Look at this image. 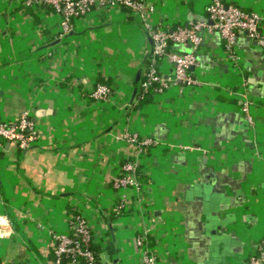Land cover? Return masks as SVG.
Segmentation results:
<instances>
[{
    "label": "crops",
    "instance_id": "crops-1",
    "mask_svg": "<svg viewBox=\"0 0 264 264\" xmlns=\"http://www.w3.org/2000/svg\"><path fill=\"white\" fill-rule=\"evenodd\" d=\"M21 1L0 0V122L29 111L41 138L28 152L0 139V264H60L54 238L73 236L78 216L101 264H145L140 237L158 264L261 256L264 51L238 34L231 61L220 35L207 31L189 70L197 85L173 82L175 66L164 58L169 88L130 106L151 49L138 18L121 8L96 11L61 36L54 10L30 11ZM210 1L147 0L153 24L170 29L211 25ZM223 1L259 15L264 34V0ZM100 80L114 88L108 103L92 98ZM244 83L255 103L252 126L241 108ZM124 133L156 142L138 163L139 192L114 187L119 168L135 161Z\"/></svg>",
    "mask_w": 264,
    "mask_h": 264
},
{
    "label": "built area",
    "instance_id": "built-area-1",
    "mask_svg": "<svg viewBox=\"0 0 264 264\" xmlns=\"http://www.w3.org/2000/svg\"><path fill=\"white\" fill-rule=\"evenodd\" d=\"M20 5L29 10L44 11L54 10L61 17V36L69 34L76 22L90 18L97 12L110 13L113 9H125L132 16L138 18L147 34L153 40V50L149 57V66L145 68L144 80L141 84L143 90L140 100L146 93L154 95L164 93L169 88V83L160 76V63L168 58L175 66L173 82L185 83L188 86L197 85V82L189 76V70L198 66V51L203 44L205 32H215L224 42V48L228 59L237 61L235 53L236 37L244 34L250 41L255 42L264 51V34L260 31L261 17L254 13H245L235 5H227L223 0H211L207 8V14L211 25L207 21H196L187 27L170 29L153 24L155 8L149 5L147 0H22ZM191 45L192 52L180 54L171 50L172 45ZM246 84L244 83V90ZM114 88L104 84H98L92 92V98L98 103H108L112 100ZM242 113L246 122L254 125L253 111L255 103L246 90L241 96ZM41 128L29 111L24 112L19 119L12 124L0 122V139L17 143L21 151L33 150L39 146ZM124 141L135 152V161L127 163L119 168L118 176L114 178V187L118 190L134 188L140 191L138 163L145 151L156 142L152 139L140 138L138 135L124 133ZM119 211L124 207L121 205ZM76 232L71 235H56L55 255L58 263L66 259L69 264H78L80 259L88 264L96 262L91 250L94 242V234L89 223L82 216L76 218ZM146 238L138 239V246L144 253L145 264H158L156 254L148 248ZM261 256H252L243 264H264V241L260 246Z\"/></svg>",
    "mask_w": 264,
    "mask_h": 264
},
{
    "label": "trees",
    "instance_id": "trees-1",
    "mask_svg": "<svg viewBox=\"0 0 264 264\" xmlns=\"http://www.w3.org/2000/svg\"><path fill=\"white\" fill-rule=\"evenodd\" d=\"M30 11H33V10H30ZM174 29H175V28H174ZM158 62H161V59L158 60ZM148 66H149V62H147V67H148ZM143 80H144V78H143ZM100 84H104V85H106V86L113 87V86L110 85L109 83L104 82V81H102V80H100ZM142 94H143V90L140 88V92H139V94H138V100L140 99V96H142ZM153 95H154V94H153L152 92L146 93L145 96H144V99H143V100H140V102H139L138 105H142V104L147 103V102L151 99V97H152ZM90 248H91V250L93 251V253H94V255H95V258H96V262H95L94 264H101V263H100V258H99V252H100L99 247H97L95 244L92 243ZM60 264H69V261L66 260V259H64V260H62V262H61ZM78 264H88V263H87L85 260L80 259V260L78 261Z\"/></svg>",
    "mask_w": 264,
    "mask_h": 264
},
{
    "label": "water",
    "instance_id": "water-1",
    "mask_svg": "<svg viewBox=\"0 0 264 264\" xmlns=\"http://www.w3.org/2000/svg\"><path fill=\"white\" fill-rule=\"evenodd\" d=\"M70 36H73V34L70 33ZM148 39H149V42H150L151 49H150V52L148 53V55H147V57H146V59L144 61V64H143L142 68L139 70V72L137 74L134 95H133V98H132L130 106L134 103V101L138 97V94H139L140 88H141V84H142V81H143L144 73H145L146 64H147V62L149 60V57L151 56V53H152V50H153V40L151 39V37L149 35H148ZM59 42L60 41L54 43L53 45H57ZM28 151H30V150H27L26 152H28Z\"/></svg>",
    "mask_w": 264,
    "mask_h": 264
}]
</instances>
